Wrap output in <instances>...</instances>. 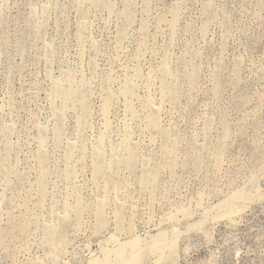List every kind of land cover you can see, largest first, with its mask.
Listing matches in <instances>:
<instances>
[{
  "label": "rangeland",
  "instance_id": "1",
  "mask_svg": "<svg viewBox=\"0 0 264 264\" xmlns=\"http://www.w3.org/2000/svg\"><path fill=\"white\" fill-rule=\"evenodd\" d=\"M0 264H264V0H0Z\"/></svg>",
  "mask_w": 264,
  "mask_h": 264
},
{
  "label": "bare ground",
  "instance_id": "2",
  "mask_svg": "<svg viewBox=\"0 0 264 264\" xmlns=\"http://www.w3.org/2000/svg\"><path fill=\"white\" fill-rule=\"evenodd\" d=\"M84 14H85V13H84ZM167 73H168V72H167ZM194 74H195V73H194ZM167 76H168V74H167ZM193 77H194V76H193ZM164 78H165V77H164ZM191 79H192V78H191ZM69 93H70V92H69ZM66 96H68V95L66 94ZM133 99H134V98H133ZM63 100H64V99H63ZM129 106H130V105H129ZM154 123H155V121H154ZM155 124H156V123H155ZM130 152H131V151H130ZM134 153H135V152H134ZM128 157H129V156H128ZM130 157H131V156H130ZM132 162H133V161H132ZM132 162H131V163H132ZM236 194H237V193H236ZM118 228H119V227H118ZM55 233H56V232H55ZM55 233H54V234H55ZM52 239H53V238H52Z\"/></svg>",
  "mask_w": 264,
  "mask_h": 264
}]
</instances>
